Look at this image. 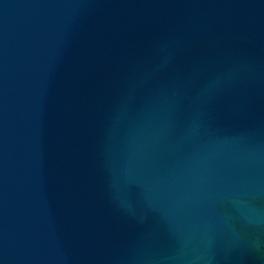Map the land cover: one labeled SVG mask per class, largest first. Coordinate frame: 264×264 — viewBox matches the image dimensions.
<instances>
[{
    "label": "water",
    "instance_id": "obj_1",
    "mask_svg": "<svg viewBox=\"0 0 264 264\" xmlns=\"http://www.w3.org/2000/svg\"><path fill=\"white\" fill-rule=\"evenodd\" d=\"M0 264H264V0H0Z\"/></svg>",
    "mask_w": 264,
    "mask_h": 264
}]
</instances>
